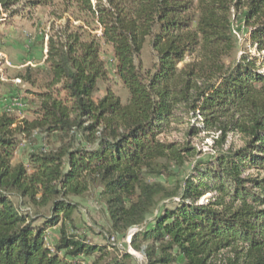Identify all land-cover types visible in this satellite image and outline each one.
<instances>
[{"label":"trees","instance_id":"1","mask_svg":"<svg viewBox=\"0 0 264 264\" xmlns=\"http://www.w3.org/2000/svg\"><path fill=\"white\" fill-rule=\"evenodd\" d=\"M40 6L64 22L45 34L43 65L17 75L30 86L33 118L0 106V264H133L119 245L74 233L80 205L71 198L94 186L112 231L138 228L131 244L146 246L150 264H264V0H0L12 16ZM233 10L257 55L233 57ZM147 43L158 56L150 70L140 62ZM105 46L125 103L111 89L94 99L109 77ZM185 121L189 136L235 130L245 143L197 161L172 190L148 182L170 175L165 163L180 150L161 137ZM35 133L55 144L14 163L22 137ZM57 225L51 248L47 230Z\"/></svg>","mask_w":264,"mask_h":264},{"label":"rangeland","instance_id":"2","mask_svg":"<svg viewBox=\"0 0 264 264\" xmlns=\"http://www.w3.org/2000/svg\"><path fill=\"white\" fill-rule=\"evenodd\" d=\"M195 3L197 4V0H195ZM51 10V7L40 6L25 17L12 16L11 12H6L3 9L0 12V106L12 96H19L25 100L27 102L26 107L14 109L10 112L20 122L32 119L33 114L30 111L29 104L31 95L26 92L30 86L19 81L17 75L28 64L32 66L43 65L47 40L45 34L49 32L52 22L55 21L56 24L64 22V20L57 21L53 18ZM231 20L233 33L238 40V46L233 57H240L244 51H248L254 56L257 55L258 50L251 47L249 43L250 33L243 25L242 13L233 10ZM102 58L106 63L109 77L108 80L100 82L99 90L94 99L97 101L103 99L107 95L108 89H111L125 103L129 97V92L115 73L112 47H104ZM157 61V53L150 43H147L140 57L143 68L150 70ZM189 118L185 115L184 120H189ZM193 122H195V119ZM188 124L189 122L185 121L183 124L173 125L172 131L161 137L180 150L179 157L165 163L170 175L148 174L146 175L148 182L160 183L167 190H172L190 174L197 161L207 160L230 148L242 147L245 143V137L235 130L224 134L218 129H209L197 135L189 136ZM22 138L23 140L18 146L13 159L14 163L28 164L30 154L37 148L44 147L48 149L55 144L53 139H48L40 133ZM186 147L189 150H183ZM261 174L264 175V171ZM100 192L101 189L94 186L84 196L71 198L80 205L75 214L79 229L74 230V233L86 237L94 244L115 243L119 245L122 250H126L134 256L133 264H150L144 252L146 246L143 245V249L138 251L131 244V239L138 228H131L126 233L112 231L106 204L102 200ZM209 196H206V198H209ZM13 200L15 204L19 205L18 199L13 198ZM172 200L168 199L166 203L171 205ZM50 206L42 209V213L48 214ZM21 208L24 211H36V207L33 205H22ZM40 221L44 220L40 219ZM59 227L57 225L47 230V243L51 248H54V244L58 240Z\"/></svg>","mask_w":264,"mask_h":264},{"label":"built area","instance_id":"3","mask_svg":"<svg viewBox=\"0 0 264 264\" xmlns=\"http://www.w3.org/2000/svg\"><path fill=\"white\" fill-rule=\"evenodd\" d=\"M3 106L8 112H12L14 109H23L27 104L22 98L16 96L7 99Z\"/></svg>","mask_w":264,"mask_h":264}]
</instances>
